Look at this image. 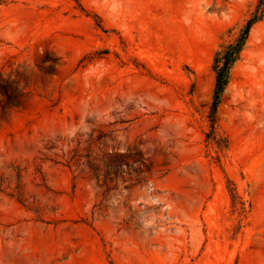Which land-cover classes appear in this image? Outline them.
<instances>
[{
	"label": "rangeland",
	"instance_id": "obj_1",
	"mask_svg": "<svg viewBox=\"0 0 264 264\" xmlns=\"http://www.w3.org/2000/svg\"><path fill=\"white\" fill-rule=\"evenodd\" d=\"M259 0H0V264H264Z\"/></svg>",
	"mask_w": 264,
	"mask_h": 264
},
{
	"label": "trees",
	"instance_id": "obj_2",
	"mask_svg": "<svg viewBox=\"0 0 264 264\" xmlns=\"http://www.w3.org/2000/svg\"><path fill=\"white\" fill-rule=\"evenodd\" d=\"M264 16V0H259L256 8L240 26L238 32L226 39L215 51L212 67L215 72V86L212 100V113H215L221 94L227 85L231 69L240 58L241 52L247 42L252 26Z\"/></svg>",
	"mask_w": 264,
	"mask_h": 264
}]
</instances>
